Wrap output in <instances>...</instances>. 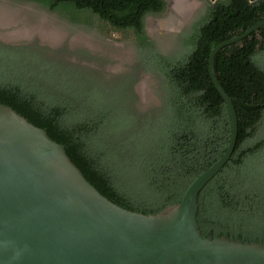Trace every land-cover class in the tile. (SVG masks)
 Listing matches in <instances>:
<instances>
[{
	"label": "trees",
	"instance_id": "16d2710c",
	"mask_svg": "<svg viewBox=\"0 0 264 264\" xmlns=\"http://www.w3.org/2000/svg\"><path fill=\"white\" fill-rule=\"evenodd\" d=\"M24 1L76 25L91 26L98 18L131 30L141 64L159 79L160 105L139 112L129 78L123 79L129 81V103L119 104L111 93L116 83L89 70L83 75L57 58L45 65L47 75H25L20 66H7L5 56L26 48L2 42L0 102L63 144L86 179L119 206L158 214L181 202L191 183L223 155L231 136L209 55L263 21L264 0H206L204 17L181 35L182 52L168 56L145 29L146 16L163 12L167 0ZM214 67L236 108L238 140L225 166L197 194L199 231L203 237L264 243V25L219 50Z\"/></svg>",
	"mask_w": 264,
	"mask_h": 264
},
{
	"label": "water",
	"instance_id": "95a60500",
	"mask_svg": "<svg viewBox=\"0 0 264 264\" xmlns=\"http://www.w3.org/2000/svg\"><path fill=\"white\" fill-rule=\"evenodd\" d=\"M261 25L264 20L212 49L209 73L230 113V140L181 202L158 214L111 201L63 144L0 102V264H264V243L203 237L197 220L198 192L225 166L238 140V115L216 75L215 56Z\"/></svg>",
	"mask_w": 264,
	"mask_h": 264
},
{
	"label": "rangeland",
	"instance_id": "374dc122",
	"mask_svg": "<svg viewBox=\"0 0 264 264\" xmlns=\"http://www.w3.org/2000/svg\"><path fill=\"white\" fill-rule=\"evenodd\" d=\"M171 1H166L163 12L145 18L148 38L167 56L182 52L181 35L204 17L207 7L206 0H196L198 4L186 19L174 10ZM0 42L26 48L20 55L5 56L7 66L15 69L20 66L25 75L49 73L45 65L49 59L57 58L82 69L83 75L89 70L107 82L116 83L111 93L119 104L129 103L130 81L132 100L139 112L146 113L160 105L159 79L141 64L131 30L116 29L98 18L92 20L91 26L76 25L58 12L33 2L0 0ZM42 62L44 66H35ZM128 78L129 81L123 80Z\"/></svg>",
	"mask_w": 264,
	"mask_h": 264
},
{
	"label": "bare ground",
	"instance_id": "6f19581e",
	"mask_svg": "<svg viewBox=\"0 0 264 264\" xmlns=\"http://www.w3.org/2000/svg\"><path fill=\"white\" fill-rule=\"evenodd\" d=\"M198 1L196 0H173L171 1V6L184 18H189L195 9Z\"/></svg>",
	"mask_w": 264,
	"mask_h": 264
},
{
	"label": "flooded vegetation",
	"instance_id": "af4514ba",
	"mask_svg": "<svg viewBox=\"0 0 264 264\" xmlns=\"http://www.w3.org/2000/svg\"><path fill=\"white\" fill-rule=\"evenodd\" d=\"M167 4V3H166Z\"/></svg>",
	"mask_w": 264,
	"mask_h": 264
}]
</instances>
